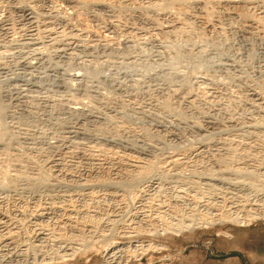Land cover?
Returning <instances> with one entry per match:
<instances>
[{"label":"bare ground","instance_id":"obj_1","mask_svg":"<svg viewBox=\"0 0 264 264\" xmlns=\"http://www.w3.org/2000/svg\"><path fill=\"white\" fill-rule=\"evenodd\" d=\"M129 1L133 0H0V34L4 31L3 25L6 21H9L8 26L10 25L13 29V25H16V23H14L16 21V18L18 19L16 25L17 28L15 27L16 30H18L19 28L21 29L25 26L23 25V22H25L28 27L32 26L31 30H26V39H21L22 41L20 39H18V41H8L7 43H5L4 49L2 48L3 45L1 46L4 51L0 50V74H2V76L3 74L9 75L5 76V79L1 76V78L4 79V83H7V86L3 89L1 87L3 85V81L0 80V155L6 157V160L4 159L5 163H7V161L10 162V165H8L9 171L7 169L6 171L3 165L5 163L0 161V163H3L0 164V264H53L55 262L58 263L59 261H63L66 258L72 257L75 254H78V252L80 253L83 247L79 245L78 247L74 246L73 243L69 242V238L67 239L63 237L61 234L62 232L59 233L60 229H62V226H58V223L59 225L64 226L66 225V223H73L72 228L74 229L75 233V235L73 236L74 239L80 237L83 229L90 234V240L99 238L103 239V245L101 244V258L103 259V261H105L106 264H127L130 260H135L140 256L142 257V254L146 252L162 250L163 245L161 244L153 245L150 243V241H141L139 237L145 231L141 232L140 230L134 228H130L133 230L132 232L129 231L127 233H124L122 231L121 235H119L120 240H126L128 244L125 242L113 240L114 235L112 236V238H109V235L106 233H104L105 235L94 237V231L96 229L94 225H96V219L94 220L95 222L91 221L92 219H90V222H92L94 225L92 223H88L85 225V223L81 224V221L79 222L77 219L75 220V218L73 221V218L70 217L71 214L77 215V213L79 212V210L75 208L74 204L71 202L73 201V198H75L76 196H80V194L75 192V189H70L71 185L68 186V184H70V182L77 183V185L79 184V187L81 188V190L79 191H81V194L88 195V197L89 195L94 194L93 187L89 183L92 179H95L96 177H100L102 175V164L103 162H106V160H111L114 162L116 161V164H118L115 168L111 167V169L109 167L110 169L108 170V173L109 176H113V179H118L122 176H126L129 178L131 177V180L127 179L128 181H125V184L121 183V185L125 189L124 193L121 194L122 191L120 192L118 190H113L111 193L106 195L109 198V200H106L110 203L109 206H107L105 209L106 212L103 215L104 218H102L103 216L101 218L97 217V224H99L101 228V230L99 231H106L108 233L112 223L117 221L119 224V221H121V219L127 224H124L125 226H129L135 219L139 220L141 216L150 218L151 220L155 221L159 219L161 221L162 218L166 216L162 215L164 214V211H162L164 204L159 200L155 201H157V209H161V211L158 210L156 216L154 217L153 215L145 214V209L149 206L148 203H150L148 201H154V197H156L154 196L156 195L155 193H157V191L160 190L162 186L160 178L156 177L155 175V177L147 176L146 178H143V176L145 177V175L148 174L149 170L151 171V166L147 163L148 161H150L149 157L148 159L146 158V155H148L149 152L152 151V143L150 144V142H152L154 138H159L157 136L160 135V133L162 134V136H166L164 138L172 139L180 135L178 134L179 130L177 127L181 128V133L182 131H184L183 128L186 127L193 132L192 135L195 134L193 137L196 138L198 144H196V146H189L186 150H184V155L187 154L188 156L198 160H203L206 158L208 159L209 157H211V159L213 157H218L219 159V157L227 155V151L229 150V148L228 144H225L224 142L225 140H227V134L225 135L222 132H226L224 130L225 128L223 127L224 129H222V127L218 123V120H216L217 118L215 119V117L204 111L202 113L198 112L199 114L197 113L198 116H195V120L192 118L193 114H191L190 112L192 110L191 107V110L189 109L190 113H187L184 108L185 106L179 107L178 105L182 102L190 106L194 104L197 101V98L200 96L190 93V91L188 90L191 86V83L195 84L193 85L194 87L198 85V81L196 80V78V83L195 81H191V83H189L186 76L179 75L178 70L180 69V67H183V64L189 65V69H203L206 73L210 72L212 69H215L214 72H217L218 69L224 70V68H228L226 67V65L228 66V64L230 63L226 64L227 62L223 61L224 59H226V57L222 59L223 55L221 56L222 53L220 54V52L222 51H219L217 47H213V42L208 48V50H211L205 51L206 49H204V47H199V49L195 50L194 53L189 52L190 50L185 51L184 48H182V50L181 48L175 46L174 47L176 49L170 47L173 48L172 55H170L167 59L161 58L160 61L158 60V63L156 64L157 67H155L156 65H154L155 69L153 67L152 69H149V66H144L146 68H149H144V79L137 82L134 81V79H131V77L127 79L129 76L127 77L126 73L122 74V79H117V77L113 78L114 76H102L100 72V74L98 73V71L100 70L97 71V68H95L94 66L92 68H82L84 66L83 65L81 68H79L80 65H77V69L74 68L77 71L74 73H71V70H68L70 68V65L73 69L72 66L79 64L76 62V60H80L77 59L78 54H81L82 57L91 56V54H89L90 51L93 50L91 48L92 46L95 47V45H93L95 40L93 43L91 42L92 39L91 41L89 40L90 43L89 41L87 43L84 40V36L87 33L86 29H88L87 26L89 25L85 26V22L82 23V21L77 20L79 18H77V16L79 15L78 12H80L82 9H85L88 13L93 14H90L92 18H97V20L101 19L100 17L102 14L107 13L104 19V25L103 22L102 25L113 27L109 19L115 18V16H118L121 12L124 13V7L127 5V3H129ZM113 2H115L116 5H114ZM60 5L62 6V9L61 11H58L60 10L58 9V7L60 8ZM136 7H134L133 9H135ZM139 7L143 9L142 11H140L144 12L143 16H145L141 21L144 22L143 24L149 29L151 27L155 32L154 34L164 35L168 33H184L185 29H187L189 26L193 27L192 25L195 22L199 25H202L203 27H200L205 28V31L209 30L207 29L208 26L211 27L213 25H219L218 27L219 29H221L220 27L223 24L219 21V19L224 17L226 18L227 22H230V20H232L238 23L237 27L239 28L241 33L247 35L260 34L264 38V20L263 23L261 21L262 18H264V0H145L144 5ZM193 8L195 10L193 12L194 14L191 13V11H193ZM45 9L50 10L48 12V10L46 11ZM251 10H253V12L255 13L256 11H258V15H255V13H253ZM16 14L18 17L16 16ZM98 14L101 15L98 16ZM12 15L15 16V18L13 20H10L9 18ZM80 15L86 14L81 13ZM164 15H168L170 19L168 20L166 18V20L168 21L165 20L164 22H162L161 20H163L162 18L164 17ZM229 22L225 24H234H229ZM143 24L142 26H144ZM104 29L105 28L103 27V30ZM219 29L218 31H220ZM96 30H98V28ZM127 30H125V33L129 34V31L131 29ZM143 31L144 33L146 32L145 30ZM218 31L216 32L219 33ZM93 32L95 33V31ZM107 33L108 31L106 32V34ZM146 33H148V31ZM95 34L97 36V33ZM128 34L125 35L128 36ZM42 36H45L46 40L42 41ZM107 37V35L103 36L102 34H100L99 38L101 40L99 39L100 42H98L99 40L97 41L98 46L102 50H105L109 43H107V39L109 38ZM110 39L111 36L109 40ZM19 40L21 42H19ZM110 41V43H112V40ZM18 47L28 49V53H18V59L12 62L13 59L11 60L10 57H12L13 55L8 52V50L13 48L18 49ZM94 50L92 53H94ZM23 51L26 52L25 50ZM108 51L110 50H107V53L105 51L106 54L103 56L113 57ZM125 58L127 59V57ZM93 59H95V57ZM221 59L225 63H220ZM83 60L86 61L87 59ZM98 60L100 61V59ZM104 60L106 61L107 59ZM86 62H88V60ZM13 63L15 64V66L17 65V67L19 66V68L23 69V71H25L26 73L32 75V82L29 81L30 84L27 82L16 84L18 78L16 80V77H10V74H12V76L15 75H13L14 70L13 73L9 72L14 66ZM105 64H107V62ZM122 64L123 68L129 67L128 69H130L133 63L130 62L129 58V61L125 59L122 60ZM238 67L239 66H237V69ZM66 69L70 73H68ZM17 70L19 71V69ZM211 72L214 73L213 71ZM226 73L227 72H225L224 74ZM233 75L234 76L230 75L231 77L226 75L225 77L226 79L228 78L229 80L236 83V86H240V83H242L241 78H245V76L241 75V73H235ZM200 78L202 77H199V83L208 84ZM65 80H68L70 83H67ZM98 86L100 88H103L102 91H104L105 89L108 90V92L110 91L114 93L115 97L116 94L124 93L125 96H122L127 98L126 100L128 101L135 100V98L137 100V97H139L142 100V104L139 103L140 105H137L135 107L131 105L129 111L122 108L121 104L123 103L118 104L119 102L117 100L116 104L114 103V101V105L111 104L112 106H108L107 103L110 104L111 101L109 103L108 100L110 99H103V95L101 96L100 94V92H103L101 91V89H99L100 92L99 90H97V88H99ZM205 86L204 88H206ZM234 87L235 86H233V88ZM236 88L240 87H235L234 89ZM201 89L199 88L198 91H201ZM207 90L205 89L204 91H201V94H203V96H201L206 97L207 100L209 98L210 100V96L208 95ZM108 92L106 93L108 94ZM195 92H197V90ZM106 93L104 92L103 94ZM149 93L150 95H152L151 97L148 95ZM168 94L169 97L171 95V97L174 98L173 104L170 101L163 103L166 100L165 98L168 97ZM243 94L246 98V102L249 101L254 106L259 105L260 108V103H262V101H260L261 98L258 96L257 91L252 89L246 92L245 90ZM79 95H85V100H83L82 96V98L79 97ZM202 100L200 101L201 103L205 102V100ZM130 101L128 103H131ZM159 102L161 103L159 104ZM207 102L208 101H206L205 103ZM202 104L204 105V103ZM15 107L18 108V113L13 112L12 108ZM51 107H54L57 111L55 109H51ZM34 108H40L44 113V117H37L31 115V113L30 115H28V111H31V109L34 110ZM40 109L37 111H40ZM212 110L213 109H211V111ZM217 110L216 114L214 115H217ZM36 112L32 114H37ZM56 112H59V115H61V113L62 115L63 113H65L66 119H58L60 117H56ZM219 112H221V110ZM219 112L218 115L222 116V114H219ZM159 114L160 116L162 115V118L159 117ZM189 114L191 116H189ZM220 116H218V118ZM228 116H230V114ZM222 117H224V115ZM234 117L232 119H234ZM225 119L223 120V122L226 121ZM232 119H229L230 122L232 121ZM138 121H141V123L145 122L147 126H149L151 129L153 128L152 130L155 132L156 136L153 135L154 137H150L149 134V137H146L145 135L149 132H145V135H137L136 132H133L128 128L130 124H136V122L138 123ZM219 121L221 122V120ZM37 124L39 125V127H35V125ZM241 125L243 129L244 124L239 125L240 129ZM262 126L254 123L247 124L245 125V130L243 129L241 131L248 134L257 133L258 136V133L260 135L264 132V127ZM231 128H228V130H230ZM228 130L226 133L229 132ZM236 130H238L237 127ZM235 132H232L230 136H232L233 133L235 134ZM17 134L19 135V137H17ZM248 134L246 135L249 136L250 134ZM232 137L234 138L236 136L234 135ZM179 141H181V139H179ZM123 142L124 144L130 142H133L132 144L137 143V145L143 150H138V152L136 150H131L132 148H129L131 151L128 149V151L125 152V149L123 151H115L113 149H110V147L112 148L116 145H121ZM105 146L107 147L105 148ZM245 146L247 147V145ZM222 149L224 150L222 151ZM23 150L29 156L20 158ZM102 153H104L105 155H102ZM164 156L165 158L170 159L168 160L169 162L166 161L168 162L166 163V166L168 173L172 172V176L170 177L172 178L177 174L176 170L181 163H179L178 158L175 159V155L172 153L165 154ZM252 156L250 158L246 156L247 158L241 159L243 161H239L240 163H236L235 166L232 165L233 168L232 166L227 167L226 164H228L229 162L225 163L226 161H224L223 158L220 159L219 165H217L218 163L216 164L215 161H213L210 163V167L216 168L214 169V176H205L199 178V184L203 185L204 189L208 192L213 191L215 187H220L221 189H223V192H221L222 190L220 191V194L223 195H220L222 198L221 201H217L214 199L213 203L212 201H206L205 204L203 203L205 207L209 209L212 208L213 210L216 209V211H219L217 214H202L199 218L196 217V219L190 218L189 214V216L186 215L184 216V218H181L179 220L177 219V223L172 224V222L171 224H168L166 222L167 224H164V226L162 225L161 229H149L148 231H146V234H152L155 236L157 235L158 237L170 235L168 236L169 238L171 237V234L185 233L186 231H190V229L193 227H199L202 225L207 226L220 222H233L236 226H244L249 221H252L254 219L262 218L264 220V192L255 195V201H250L244 197H241V195H243L244 192L247 191V187L253 186L254 188L256 185L254 186V182L251 183L248 179L246 181V177L242 178L238 175V173L240 172V174L242 175L243 170L247 171L249 169H253L255 171H264V155L260 160H256V158L253 159ZM101 157L103 159H101ZM74 158H78L80 161H77L76 159L75 161L73 160ZM21 159L23 162H26L25 165L27 166V169L28 167L30 168L28 172H23V174L26 173L25 175L17 172V170H19V166L21 167ZM23 166L24 164L22 165V167ZM151 168H153V166ZM72 169L74 170L72 171ZM247 173L249 172H245L243 174ZM251 177L253 178V176ZM247 178H250V175ZM65 179L70 180V182L68 180L64 182L63 180ZM67 186L70 188H66ZM79 187H76V189H79ZM177 189L178 191L175 192V195L169 201V204H167L169 205L168 207L173 209V211L174 209H178L179 202L181 200H184L186 196H188V188L186 184H179ZM255 189H257V186ZM147 191H151L152 194H147ZM259 191L261 192L260 188ZM3 196L9 197L10 204L2 207L1 204H3L4 202L1 203V199ZM40 196L46 197L47 202L45 201L44 203H41L38 200V197ZM23 197H30V199H33L34 202L32 203L36 204L35 207L29 208L28 203L24 204L22 202ZM188 197L190 198V202H193V204H195V207H198L196 205L200 201L197 199V197L195 195H191ZM84 206L86 205L84 204ZM84 206L82 209H84ZM86 208H88V206H86ZM193 209L195 210V208ZM196 210H198V208H196ZM188 217L190 219H188ZM52 219L54 220V222H56L53 223V225L57 226L49 224V221ZM115 224L116 223H114V225ZM23 226L24 228H27V231L23 230ZM64 226L63 228H66ZM48 250L49 253L50 251H52L51 254L47 253Z\"/></svg>","mask_w":264,"mask_h":264},{"label":"rangeland","instance_id":"obj_2","mask_svg":"<svg viewBox=\"0 0 264 264\" xmlns=\"http://www.w3.org/2000/svg\"><path fill=\"white\" fill-rule=\"evenodd\" d=\"M111 1H114V0H111ZM250 1H252V0H250ZM131 2H132V4H131ZM144 2H145V0L129 1V3H127V5L129 7L127 5L125 6L126 8L124 7V9H125V10H123L124 13L121 12L118 16H115V18H113V19L110 18L109 19L111 24L113 25V27L103 26L104 25V19H105L107 13L106 14H102V15L98 14V16L101 15V17H100L101 19L99 18L101 20L100 21V20H97V18H92L90 16L91 13H88L87 10H85V9H82L80 12L82 14L84 13L86 15H80L81 13L78 12L79 15L77 16V18L78 17L79 18L78 19L76 18V19L79 20V21H82V23L85 22L84 23L85 26L89 25L91 27L90 28L89 26H87L88 29H86L87 33L84 36V40L87 43H88L89 40L91 41V39H92V41H91L92 43L95 40V42L93 43V45H95V47L92 46V48H91L93 50L95 48V50H94V53H92L93 50H91L90 53H89V54H91V56H87V57H84V56L82 57L81 54H78V58L77 59L78 60L80 59L79 60L80 62L77 61V60H76V62L79 63V64H76V65L72 66L73 69L71 68V65H70V68L67 67V68H69L68 70H71L70 72L74 73V72L77 71L76 70L77 69L76 67H78L77 65H80L79 68H81L83 65L84 66L82 68H86V67L87 68H90V67L92 68L94 66L95 68H97V71L100 70V71H98V73L100 72L102 76H106V77H108V76H112L113 77L114 76L113 78L117 77V79H119V78L122 79L123 78L122 74L126 73L127 77L129 76L127 79H129L131 77V79H134V81L137 82V81H140V80L144 79L143 71H145L144 68H146L144 66H149L150 67V68L148 67L149 69H152V67L155 69V67H157L156 64L158 63V60L160 61L161 58H164V59L166 58L167 59V58H169L170 55H172L173 48H175V47H178V48H181V49L184 48L185 51H189L190 50L189 52L194 53V51L199 49V47H202V48L204 47V49H206L205 51H209L211 49L208 50V48L210 47L211 43L213 42L214 44L212 46L215 47V48L217 47V49L219 51H222V52H220V54L222 53L221 56L223 55L222 59H224L226 57V59H224L223 61L227 62L226 64L230 63V64H228V66L226 65V67H228V68L231 67L234 72L231 70V68H229V69L228 68H224V70L223 69H221V70L218 69L217 72H214L215 69H212L211 71H213L214 73H212L211 71L206 73V72H204L203 69L201 70L200 68H198V69H200V70H198V69L195 68L196 69V72H195V69H192V68L189 69V65H186V64L184 65L183 64V67H180V69L178 68L179 69L178 70L179 71L178 72L179 75L180 76L181 75L186 76L188 78L187 80L189 81V83H191V81L192 82L195 81V78H196V80L198 81V83H197L198 85H196L194 87L193 85H195V84L191 83V86L193 88L190 86V88L188 90L190 91V93L196 94L198 96L200 95V96L199 97L196 96V97H198L197 98L198 102L197 101L195 102L197 104L194 103V104L189 106V105H186V104L181 102L182 104L179 103L178 105H179V107L185 106L184 108H185L187 113L192 108V110L190 112H191V114H193L194 117L198 116V114H199L198 112L202 113V112L205 111V112L209 113L210 115L215 117V119L217 118L216 120H218L219 125L222 127V129L225 128L224 130L226 132H227L228 128L232 127L230 130H228L229 131L228 133L222 131L225 135L227 134L226 135L227 140H225L224 142H225V144H228V148H229V150L227 151V155L228 156L227 155H223L224 157L221 156V157H219V159H218V157H213L212 159H211V157H209L208 158L209 160L207 158L203 159V160H200V159L198 160V159H195L193 157L188 156L187 154L184 155V153H185L184 150H186L189 146H196V144H198L196 138L193 137L195 134L192 135L193 132L190 129H187L186 127H184V128L182 127L183 130H184V131H182V133H181V130H180L181 128L177 127L178 130H179V133H178V131H177V133L180 134V135H178L176 138H172V139H168V138L166 139V138H164L166 136H162V134L160 133V135L157 136L159 138H157V139L154 138L153 141L150 142V144L152 143L151 144L152 151L149 152L148 155H146V158L148 159V157H149V160H150V161L147 162L148 165H150L151 167L153 166V168L150 167L152 172L149 170L150 173L148 172V174H146L145 177L143 176V178H146L147 176L148 177H150V176L155 177L156 176V177L160 178L162 186H161L160 190H158L157 193H155L156 195H154V196H156V197H154L155 198L154 201L153 200H149L148 201V202H150V203H148L149 204V206H148L149 208L146 207L145 214L153 215V217L156 216V213L158 212V210L161 211V209H157L158 208L157 207V201H155V200H159V201H161L164 204V206L162 208L163 209L162 211H164V214H162V215L163 216L166 215L165 217L162 218L161 221H160V219L155 221V220H151L150 218H146L144 216H141L139 220L135 219L129 226H125L127 224L125 222H123L122 219L120 218L121 221H119V224H118L117 221L114 222V223H116L115 225H114V223H112L111 227L109 228V232L108 233L106 231H104V232L99 231V230H101V228H100V225L97 224V222H98L97 221V217L101 218L105 214V212H106L105 209H106L107 206H109V203H110L109 201H107V200H109V198L106 195L111 193L113 190H118L120 192L122 191L121 194L124 193L125 189L123 188L121 183L125 184V181L127 182L131 178V177L129 178V177H126V176H124V177L122 176V177H120L118 179L117 178L113 179V176H111V175L109 176L108 170L111 167L115 168L118 165V164H116V161L114 162V161H111V160H106V162H103V164H102V170H103L102 175L100 177H96L95 179H92L91 182L89 183L90 185H92L93 191H94V194L89 195V197H88V195L81 194V191H79V190H81V188L79 187L80 186L79 184L77 185V183H73V182L71 183L70 180H68V179L63 180L64 182H66L67 180L70 182V184H68V186L71 185L70 186L71 188L68 187V186L66 188H70L72 190L75 189L74 191L77 192L78 194H80V196H76L75 198H73L72 199L73 201L71 200L72 201L71 203L74 204L75 208H77L79 210V212L77 213V215L71 214L70 217L73 218L72 219L73 221H74V218H75V220L77 219L79 222L81 221L80 222L81 224L85 223V225L88 224V223H92V222H90V219H92L91 221H93V222L96 221V223H95L96 225H94L92 223L96 227V229L94 231L95 232L94 237L105 235L104 233H106V234L109 235V238H112V236L114 235L113 240H117L119 242L127 243L126 240H122V239L120 240V236L119 235H121L122 231L124 233L125 232L127 233L129 231L132 232L133 230L130 229V228H134V229L140 230L141 232L145 231L139 237L141 241L142 240H145L147 242L150 241V243L153 244V245H157V244L163 245V249L162 250L146 252V253L142 254V257L140 256L139 258H137L135 260H130V261H128L127 264H264V220L262 218H258V219H254L252 221H249L244 226H236V225H234L233 222H232L233 224L231 222L230 223H227V222H222L221 223L220 222V223H215L213 225H207V226L202 225V226H199V227H193V228L190 229V231H186L185 233L171 234V237H169V238H168V236H170V235H168V236L165 235V236H161V237L159 236L158 237L157 235L155 236V235H152V234H150V235L146 234V231H148L149 229H152V228L161 229L162 225L164 226V224H167V223L171 224L172 222H173L172 224L177 223V221L179 219L184 218V216H186V215L189 216V214H190V216H189L190 218L196 219V217L199 218L202 214H207L208 213V215H209L210 213H213L212 215H215L214 213L217 214L219 212V211H216V209L213 210L212 208H210L211 209L210 210L209 208L205 207L204 204L206 203V201H209V202L212 201V203H213L214 199L217 200V201L218 200L221 201L222 200L221 196H223V195L220 194V191L222 190L221 192H223V189H221L220 187H215L214 189L216 191L213 189V191H209L208 192V191H206L204 189V186L199 184V182H198L199 178H202V177H205V176L206 177L214 176V174H215L214 169H216V168L215 167H213V168L210 167V163L211 162L215 161V163L216 164L218 163L217 165H219L220 159L223 158L224 161H226L225 163L229 162L228 163L229 165L226 164L227 167H228V166H232V165L235 166L236 163L237 164L240 163L239 161H241V162L243 161L241 159H244V158H247V157L250 158L252 155L253 156L256 155L254 157L252 156V158L253 159L256 158V160L257 159L260 160L261 157L264 155V153H263L264 152V132H263V134H260V135L258 133V136H259L258 137L257 133L256 134L249 133L250 134L249 135L248 133L241 131V130H243L245 128V125H247V124H253L254 123V124H258L259 126H262V124H263L262 127H264V115H263L264 114V112H263L264 100H262V99H264V97H262V96H264V42H263L264 38L260 34L247 35V34L241 33L239 28L237 27L238 23H236L235 21L230 20V22L228 21L229 24L234 23L236 26L234 24L226 25L225 23H228V22L226 21V18H224V17L220 18L219 21L225 26L222 25L220 27L221 29H219V27H218L219 25L218 24H217L218 26H216V25H213L211 27L208 26L207 29H209L210 31L212 29L211 32L209 30L205 31V28H202L203 27L202 25H199V24H197L195 22V23H193V25L191 24L193 27H190V26L188 28L186 27L187 29H185V31H184V33H186V34H184L183 32L175 33V34L174 33H171V34L168 33V34H164V35H162V34H154L155 32L152 30V28L150 27V29L152 30L151 31L147 26H145L143 24L144 22L141 21L142 18L144 19L145 16H143L144 12H141L143 9H141L139 6H143ZM113 4L116 5L115 2H113ZM134 7H136L135 9H137V10L133 9ZM58 9H60L58 11H61L62 6L60 5V8L58 7ZM45 10L47 11L48 9H45ZM49 10H48V12H49ZM208 10H210V9H208ZM194 11L195 10L193 8V11H191V13L194 14L193 13ZM251 11L253 12V10H251ZM85 12H87V13H85ZM253 13H255V12H253ZM256 14L258 15V11H256L255 15ZM13 15L9 18L10 20H13L15 18V16H13ZM91 15H93V14H91ZM16 16H17V14H16ZM164 17L162 18L163 20H161L162 22H164L166 20V18L168 20L170 19V17L168 15H164ZM168 20H166V21H168ZM263 20H264V18H262V20H261L262 23H263ZM8 22L9 21H6L5 23L3 22L4 23V25H3L4 31L1 32V34H0V44H1L0 45V50L1 51L4 49L5 43H7L8 41H13V40H17L18 41V39H20V40L21 39L22 40L26 39L25 38L26 37L25 34H27L26 30L28 31V29L31 30V28H32V26L28 27L27 24L25 22H23V25L26 26V29H25V26H24L23 27L24 30H23V28H21V29L19 28L18 30H16V28H17L16 25H17V22H18L17 18H16V21L14 22V23H16V25H13V29H12V27L10 25L8 26ZM102 22H103V25H102ZM142 24L145 26V28H144V26H142ZM102 26L105 29L108 28V29H106L108 31L107 34H106L107 31L105 29L103 30ZM200 26H202V27H200ZM227 26H228V28H227ZM230 26H231V28H230ZM232 26L235 27V28H233ZM213 27H214V29H213ZM222 27H223L224 30L222 29ZM97 28H98L99 31L96 30ZM133 28H135V29H133ZM194 28H196V29H194ZM217 28L220 31H218ZM123 29H125V30H127V29L130 30L131 29V30L129 31L130 33L128 34V33H125V30H123ZM189 29H190V31H189ZM89 30L91 31V33H90ZM132 30H133V33H132ZM143 30H145L146 32L148 31V33H146V32L144 33ZM203 30H204L205 34H204ZM213 30L218 31L219 33H217L216 31H213ZM19 31H21V32H19ZM93 31H95V33H97V36H96V34ZM111 31L113 32V34H112ZM103 33H105V34H103ZM91 34H95V35H91ZM100 34H102L103 36L107 35L109 38L111 36L110 40H112V43H110L111 41L107 37L108 38L107 39V43L108 42L109 43H108V45H107L105 50H102L97 44L101 40L100 39L101 37L99 38ZM125 34L126 35L128 34V36H126ZM17 35H19V36H17ZM90 35H91V37H90ZM168 36H169V38H168ZM13 37H14V39H13ZM44 38H45V36L44 37L42 36L41 40L42 41L46 40V38L45 39ZM20 40H19V42L22 41V40L21 41ZM90 41H89V43H90ZM208 44H209V46H208ZM1 46H2L3 49L1 48ZM96 46H98V47H96ZM170 47H173V48H170ZM14 50H16V51H14ZM23 50H25L26 52H24ZM107 50H110L108 52L113 57H104L103 56V55H105L107 53ZM102 51H104V52H102ZM105 51H106V53H105ZM8 52H10L13 55L12 57H10V59L11 60L13 59L12 62H14V61H16L18 59V55H19L18 53H23V54L28 53V49H25L23 47H18V49L13 48V49L8 50ZM101 53H104V54H101ZM111 55H108V56H111ZM88 57H89L90 60L88 59ZM94 57H95V59H93ZM102 57H104V58H102ZM125 57H127V59ZM82 58L83 59H87L88 62H86L87 60L84 61ZM108 58H110V59H108ZM129 58H130V62L133 63L132 64L133 66L131 65L132 70H131V68L128 69L129 67H127V68L124 67L123 68V66H122L123 65L122 64V60L125 59V60L129 61ZM98 59H100V61ZM104 59H107V60L105 61ZM222 59H221L220 63H225V62L222 61ZM106 62H107V64H105ZM118 62H120L121 64L118 63ZM154 65H156V66L154 67ZM231 65L232 66L234 65V66L232 67ZM237 66H239L238 69H237ZM13 68L9 72L13 73V70H14L13 75L14 74L15 75L12 76V74H10L9 72L8 73L10 74V77H16V80L18 78V81L16 82V84H18V83L21 84L23 82L29 83V81L32 82L31 81L32 80L31 79L32 78L31 74L26 73L25 71H23V69L19 68V66L18 67H17V65L15 66V64H14ZM74 68H76V69H74ZM148 68H146V69H148ZM235 68L237 69V72H236ZM17 69H19V71ZM261 69H262V71H261ZM68 70H67V72L70 73ZM218 72H219V74H218ZM220 72H221V74H220ZM225 72H227V73L224 74ZM228 73L230 75H232V76H234L233 74H235V73L236 74L241 73V75L245 76V78L242 77L243 78V79L241 78L242 83H240V86H236L235 85L236 83H234L233 81L229 80L228 78L226 79V77H225L226 75L230 76ZM189 75H190V77H189ZM205 75H207V76H205ZM1 76H2V74H0V80L3 81V85L1 86L2 89H3V88H5L7 86V83L6 82H5L6 84L4 83L5 76H9V75H4L3 74L2 77L4 79L1 78ZM208 76H209V79H208ZM199 77H202L200 79L204 80L205 82H207L210 85L199 83ZM28 78H30V79H28ZM207 79H208V81H207ZM66 82L68 83L69 81L67 80ZM210 82L212 84L214 83L213 84L214 86ZM232 82H233V84H232ZM195 83H196V81H195ZM199 85L202 87V89H201V87ZM205 85H208V86H205ZM204 86L206 88H204ZM233 86L240 87V88L234 89L235 87L233 88ZM72 87H74V86H72ZM198 87L201 89V91H204L205 89L206 90L207 89L210 90V91L207 90V93L210 96V100H209V98L207 100L206 97H202L203 94H201L202 93L201 91H198L199 90ZM207 87H209V88H207ZM254 87H256V88H254ZM195 88H196L198 93L195 92L196 91ZM89 89H92V88H89ZM99 89H101V91L103 90L102 87L101 88L100 87L97 88V90H99ZM252 89L257 91L258 96L261 98L260 101H262V103H260L261 104L260 108H259V105H255L254 106L251 102H249V101L246 102V98H245L243 93L245 92V90H246V92H248V91H250ZM258 91H260V92H258ZM99 92H100V90H99ZM102 92L106 93V92H108V90L104 89V91H102ZM109 92H108V94L107 93L103 94V93L100 92L101 96L103 95L102 97H103L104 100L110 99V100H108V102L110 103V101H111V103L110 104L107 103L108 106H112V105H114V103L116 104V102L118 101L119 102L118 104L123 103V104H121L122 108H124L125 110L129 111L130 110L129 108H130L131 105L135 107L137 105L142 104L141 103L142 100L139 97H137V100L135 98L136 101L135 100H131V101L129 100L131 103H128L129 101L126 100L127 98L123 97V96H125L124 93L116 94V97H115L114 93L110 92L111 95L113 94L111 96L109 94ZM209 92H210L211 95L209 94ZM259 93H262V94H259ZM148 95L150 97L152 96V95H150V93ZM81 96L82 95H79V97H81ZM167 96L168 97L165 98L166 100L164 102L163 101H161V102L165 103L167 101L168 102L170 101L173 104V101H174L173 99L174 98H172L171 95L169 97V94ZM82 97H83V100H85L84 99L85 95H83ZM202 99L205 100V102L208 101L209 103L207 102L208 103L207 104L205 102H202V103H204V105H203L200 102ZM210 101H212V102H210ZM161 102H159V104ZM70 105H72V104H70ZM256 106H257L258 109L256 108ZM55 108H56V106H55ZM55 108L51 107V109H55ZM218 108L221 110V112H219L220 110ZM249 108H250V110H249ZM12 109H13L14 113L18 111V108H16V107L12 108ZM39 109L40 108H34V110L31 109V111H28V115H30V113H31V115H34V116H37V117H44L43 116L44 113L42 112L41 109H40V111H37ZM211 109H213V110L211 111ZM216 110H217V115H218V112H219V114H222V116L224 115V117L218 115V116H220L219 117L220 119H219L217 115H214V114H216ZM32 111H34V112L37 111L36 112L37 114H32V113H34ZM194 111H195V113H194ZM38 113H39V115H38ZM225 113L226 114L228 113L227 116H226ZM59 114H60L59 112H56V115H57L56 117L57 118H58V116L60 117L58 119H63V120L66 119L65 113H63V115L61 113L62 116L59 115ZM229 114H230V116H228ZM231 115H233V116H231ZM34 116H32V117H34ZM161 116L159 114V117H161ZM189 116H191V115L189 114ZM193 116H192V118L196 120V117L194 118ZM233 117H234V119H232ZM223 118L224 119L226 118L225 119L226 121L223 122V120H224ZM230 118L232 119L231 122L229 120ZM219 120H221V122ZM226 122H227V124H226ZM228 122H230V123H228ZM138 123L136 122V124H130V126H128V128L130 130H132L133 132H136L137 135L138 134L139 135H145L147 132H149L148 134L145 135L146 137L149 134H150L149 135L150 137L156 136L155 132L152 130L153 128L151 129L149 126H147V124L145 122L141 123V121H138ZM223 124H224V126H223ZM240 124H244L243 125L244 126L243 129H242V125H241V129H240V126H239ZM230 125H232V126H230ZM36 126L39 127L38 124L35 125V127ZM131 127H132V129H131ZM234 127H235V129H234ZM236 127H237L238 130H236ZM231 130H232V132H235V130H236L235 134L234 133L232 134V136L235 135L236 137L233 138L232 136H230L231 133H232ZM188 131H190V132H188ZM236 133H238V134H236ZM228 134H229L230 137L228 136ZM246 134H248L249 136H247ZM17 137H19V135ZM223 137H225V136H223ZM179 139H181V141H179ZM130 143L124 144V142H123L121 144V145L124 144L123 146L116 145L115 147H117V148H115V147L111 148L110 147V149H113L115 151H123L125 149V152H127L129 148L130 149L132 148L131 150H136V151L140 150L141 151L142 148H140L137 145V143H134V144H132L133 142H130ZM245 145H247L248 148ZM106 147L107 146H105V148ZM258 149H260V150H258ZM223 150L224 149H222V151ZM24 153L25 152L23 150V153L21 154L20 158H24L26 156H29V155H27V153H25V155H24ZM168 153L174 154L175 155V159L178 158L179 163H181L178 166V169H177L178 171L176 170L177 174L174 177H172V178H170L172 176L171 175L172 172L168 173L167 166H166V163H168L169 162L168 160H170V159H167L164 156L165 154H168ZM102 155H105V154L102 153ZM225 156H226V158H225ZM0 159H1L0 160L1 162L5 163V161H4V159L6 160L5 156H1ZM75 159L76 158H74L73 160H75ZM101 159H103V158L101 157ZM34 160H36V159H34ZM76 160L80 161L78 158ZM166 161H168V162H166ZM21 162H20L21 167L19 166V168H18L19 170H17V172H20V174H23V172H28L30 168L28 167V169H27V166L25 165L26 162H23L22 159H21ZM3 163H0V164H3ZM23 164H24L25 167L24 166L22 167ZM3 165H4V169L8 170V168H9L8 165H10V162L7 161V163H5ZM233 166H232V168H233ZM73 170L74 169H72V171ZM249 170H247V171L243 170V173L249 172L247 174H243L242 173V175H241L240 172H239L238 175L241 176L242 178L246 177V181L248 179L251 183L254 182L253 185L254 186L256 185L258 190L255 189L256 186L254 188H253V186L252 187L251 186L247 187L248 188L247 191H245L244 194L241 195V197H244V198H246L247 200H250V201H255L256 200L255 195H258L259 193L264 192V186H263L264 185V175H262V174H264V171H260V170H258V171L256 170L255 171L253 169H249ZM25 174H23V175H25ZM209 175H211V176H209ZM243 175H245V176H243ZM249 175H250V178H247ZM251 176H253V178ZM135 179H138V178H135ZM91 183H93V184H91ZM179 184H183V185L186 184L187 185L188 196L195 195L197 197V199L200 201L196 205L198 207H195V204H193V202H190V198L188 196H186V198L184 200H181L179 202V208L178 209H180L181 211L178 210V209H174V211H173L172 208L168 207L169 205H167V204H169V201L173 198V196L175 195V192L178 191L177 187L179 186ZM119 185L121 186V188H120ZM72 186H73V188H72ZM76 187H79V189L78 188L76 189ZM258 187L260 188L261 192L259 191ZM146 193L147 194H152L151 191H147ZM217 195H219V196H217ZM7 197L6 196L2 197L1 203L4 202L3 204H1L2 207L3 206H7V205L10 204L9 203L10 199H9V197L8 198ZM40 197H38V200L41 203H44L46 201V197H44V196L43 197L40 196ZM210 197H212V198H210ZM200 198H201V200H200ZM22 202L24 204L28 203V205H29L28 207L29 208L30 207L34 208L35 205H36L35 203L34 204L32 203L34 201H33V199H30V197H23ZM84 204L86 206H88V208H86V206H84ZM83 206H84V209H82ZM192 207L195 208V210ZM196 208H198V210H196ZM98 209H99V211H98ZM100 209H101V211H100ZM89 210H91V211H89ZM177 210L179 211V213L181 215L178 213ZM173 212H176V213H173ZM91 213H92V216H91ZM172 214H173L174 217L172 216ZM189 217H188V219H190ZM102 218H104V216ZM168 221H170V222H168ZM53 223H56V222H54L53 219L49 221L50 225H53ZM72 224L71 223H66V225L64 226V225H59V223H58V226H60V227L62 226L61 227L62 229H60L59 233L62 232L61 234H62L63 237H65L67 239L69 238V242L73 243L74 246H77V247L79 245V246L83 247V249L81 248L82 251H80V253L78 252V254H75L72 257L66 258L63 261H59L58 263L55 262L53 264H106L105 261H103V259L101 258V253H102L101 244L103 242V239L99 238V239H94V240L91 239L90 240V238H89L90 234L88 232H86L84 229L82 230V232L80 234L81 238L79 237L77 239L76 238L74 239L73 236L75 235V233H74V229L72 228ZM97 225H99V226H97ZM53 226H57V225H53ZM63 226L66 227V228H63ZM112 226H113V229H112ZM69 228H70V230H69ZM83 228H85V227H83ZM26 229L27 228L26 227L24 228V226H23V230H26ZM85 235H87V236H85ZM88 241H90V242H88ZM109 241H112V240H109ZM133 244H135V243H133ZM86 246H88V247H86ZM51 252L52 251H50V253H49V250L47 251L48 254H51Z\"/></svg>","mask_w":264,"mask_h":264}]
</instances>
